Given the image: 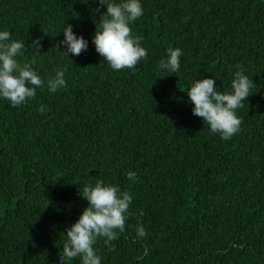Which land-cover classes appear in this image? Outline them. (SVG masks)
Listing matches in <instances>:
<instances>
[{"label":"trees","instance_id":"16d2710c","mask_svg":"<svg viewBox=\"0 0 264 264\" xmlns=\"http://www.w3.org/2000/svg\"><path fill=\"white\" fill-rule=\"evenodd\" d=\"M142 6L132 29L147 56L114 71L91 43L105 11L95 0H0V30L25 41L22 61L45 80L64 67L67 81L19 107L0 100V264H60L64 231L87 205L77 193L97 180L132 196L125 232L111 246L96 239L101 264H264V0ZM64 22L89 41L69 59L56 49ZM174 48L180 71L161 73ZM240 69L253 86L240 131L222 140L185 90L213 77L230 91Z\"/></svg>","mask_w":264,"mask_h":264},{"label":"clouds","instance_id":"9594fccd","mask_svg":"<svg viewBox=\"0 0 264 264\" xmlns=\"http://www.w3.org/2000/svg\"><path fill=\"white\" fill-rule=\"evenodd\" d=\"M95 3L105 8L91 36L95 52L114 71L137 69L147 56V49L142 47L143 37L134 34L132 29L134 22L144 14L142 0H95ZM61 31L63 39L57 42L56 49L63 48L64 51L57 50L62 55L74 57L87 50L89 41L74 33L71 24L64 22ZM25 47V41L13 39L9 30H0V100L7 101L13 108L34 98L37 89L47 88L49 93L55 94L67 87L66 68L54 70V75L43 79L32 64L22 61ZM31 47L38 48L39 41L33 40ZM182 54L180 48L169 49L158 71L179 72ZM252 86L243 69L233 73L230 91H218L213 77L195 79L185 90L188 97L185 103L192 105V114L201 118L211 133L229 140L240 131L242 121L237 109L243 107ZM37 111L44 113L47 108L41 104ZM128 178L134 180L135 173L129 172ZM77 194L87 205L64 231L60 264L76 258L80 264H101L94 247L96 239L103 237L105 245L111 246V242L125 232L132 196L118 185L102 180L94 184L85 182ZM136 235H146L143 226L137 225Z\"/></svg>","mask_w":264,"mask_h":264}]
</instances>
